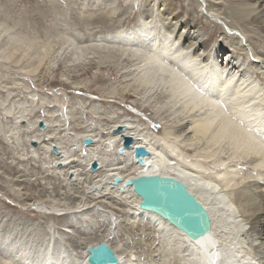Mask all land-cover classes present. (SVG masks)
I'll return each mask as SVG.
<instances>
[{
	"label": "rangeland",
	"instance_id": "rangeland-1",
	"mask_svg": "<svg viewBox=\"0 0 264 264\" xmlns=\"http://www.w3.org/2000/svg\"><path fill=\"white\" fill-rule=\"evenodd\" d=\"M165 2L171 4L173 8L175 7L177 12L183 13V19L188 18L187 10L193 9L204 24L214 25L217 33L208 41L212 50L209 62H213L215 59L213 53L218 45L232 47L235 54L239 49L243 50V44L248 46L244 38L246 39L249 33L245 32L244 35L240 28L231 24L232 22L227 16L231 11L236 14L239 12L238 9L233 8V6L239 5V2L233 4L234 0H0V23L4 21L1 24L5 23L4 28H8L9 35L10 33L15 36L22 35L26 41H30L34 45V48H37L35 50H39L46 43H49L50 46V54L48 53V56L39 65L34 63V56L30 54L23 58L21 52H14L11 62L0 58V255L7 252L11 260L12 257H15L13 259L16 260L23 256L27 258L24 260H30L29 263H31L36 259L40 261L50 251L55 260L65 257L64 259L69 264H76L82 249L78 246L83 241L89 242L96 239L102 233V235L109 236L110 242L115 244L120 251H127L128 258L136 256V260L142 264L150 262L154 264L159 258H155V256H157L160 246L161 249L164 246L165 249L168 248L165 252L172 250L166 239L164 243L160 239L163 245L159 243L156 247V242L153 244L154 235L145 222L139 224L136 220L125 221L126 218L121 215L122 212L118 211L121 210V207L115 205V201L109 197L110 194L104 198L97 195L98 197L96 196L95 199L94 194L90 195L88 190L85 191L84 187L85 185L89 186L91 178L83 174L81 167L70 170V173L73 174L68 173L70 181H72L70 183L67 180L69 177L65 174L68 171L66 168L55 169L49 166L52 158L50 155L53 152L46 149L47 143L42 139V136H47L51 125L53 128L51 127L50 133L56 136L58 143H66L64 145L61 143L60 147H72H70L71 150L68 147V150L60 148L57 150V154L63 158L69 152H76L77 148L76 144L70 141L72 139L68 137L71 134L78 136V133L72 131L70 127L69 129L64 127L68 123L83 130L93 131V136L96 135L100 141H106L111 137L112 133L108 134L109 129L112 124L116 123V120L118 122L123 120H128L129 123L135 122L134 125L139 124L142 128L144 124L146 128H149L146 131L150 135H155L154 137H158L159 133L151 130L153 124L161 123L170 127L172 124L177 126L181 122H191L192 116L185 114L182 106H177L173 98L159 99L158 92H156L160 91L157 90L158 88L148 92L138 86L142 72L137 68V61L141 58L137 60V56L135 58L126 54L122 56V53L116 50L112 51L114 55L110 58L103 54L107 50L103 52L100 49L101 52L95 55L90 52L89 55L87 52L79 66L74 62L73 53L76 52L74 49L80 45L94 39L97 40L95 44L100 45L99 37L110 35L120 28H131L138 22L146 21L142 14L146 4L150 7L153 3L151 5L153 34L158 36L163 33L159 39L165 38L170 30L169 24L167 21L163 22L158 11L163 7L162 3ZM198 5L208 14L202 12ZM225 11L227 14H224ZM211 14H215L217 19H213ZM140 17L143 20H140ZM196 28L204 38H209V32L205 30L203 24H198ZM257 33L254 28L253 34L257 35ZM4 38L5 36L0 34V55H8L10 51ZM231 38L235 42L241 39L243 43L236 45L231 42ZM109 42L102 41L103 44ZM92 63H95L96 66H92ZM215 66L218 67L216 63ZM250 69L251 66L247 67L248 71ZM250 76L253 77L249 79V82L254 81L258 85L264 83L263 74H256V71L251 70ZM235 78L237 79V76ZM98 79H101V83ZM243 80L246 81L245 85L249 83L246 77ZM8 81H12V84H8ZM5 87L9 89L8 93L3 92ZM79 87H87L86 89H92L97 93L93 95L75 90ZM121 91L122 93H137L135 95L138 96V100L137 98H128L126 103L118 100L111 102L110 98L100 97L101 95L110 97L113 93L121 94ZM101 98L104 101H101ZM134 100L138 102L141 100L139 103L142 107H135ZM7 105H11L10 110L13 112L22 109L28 113V118L23 121L26 124L25 129H19L18 126L12 128V131L19 135V143H16V135L7 136L4 132L8 120L5 118L2 108ZM38 111L40 114L35 115ZM151 118H156V121H152ZM41 123L45 127L40 128ZM30 132H34L33 135H30ZM36 136H41L40 141L32 146L28 141L35 139ZM89 139L92 140L91 137ZM176 143L178 146L186 144ZM200 143L197 144L200 147L194 146L197 149V153H194L199 157L206 150L205 141H200ZM115 152L113 151L110 160L119 157ZM21 155L26 156L27 159L20 160ZM227 155H220V158L229 159L230 155ZM206 164L208 168L210 165ZM236 168H233L232 171H235L236 174L239 173L238 170L240 171L239 177L236 176L239 178L237 180L251 177L252 174L248 171L251 168L250 165L238 167V170ZM92 197L95 199L94 201H92ZM78 202L86 204V206H82L84 208L89 207L85 215H78V218L80 220L82 218V221L85 222L84 224L79 221L77 215H73L75 222L71 227H67L63 221L57 220L55 217H46L53 213L49 209L50 204L54 207L63 206L68 209ZM35 208H39V210H35ZM61 213L65 212L62 210ZM221 231L223 232V230ZM225 231L228 232V230ZM222 232L219 235H223ZM68 237L75 242L69 241ZM240 238L239 241H241ZM19 250L24 251L22 255L15 253ZM68 252L72 253L74 257H72L73 255L67 256V260L65 255H68ZM174 260L173 257L167 258V264H175Z\"/></svg>",
	"mask_w": 264,
	"mask_h": 264
},
{
	"label": "bare ground",
	"instance_id": "bare-ground-1",
	"mask_svg": "<svg viewBox=\"0 0 264 264\" xmlns=\"http://www.w3.org/2000/svg\"><path fill=\"white\" fill-rule=\"evenodd\" d=\"M234 1L235 2L233 4L238 2L240 4L242 2V0ZM151 5H153V3ZM151 5L148 7V4H146V7H144V12L142 13L144 15L143 18L146 21L138 22L131 28H120L113 31L112 33L110 32V35L99 37L100 39H98V41H100V45L95 44L97 40L95 41L94 39L89 43L75 48L74 50L76 52L73 53L74 62L79 66L81 59H84L87 52L88 54L90 52V54L93 53L95 55L96 53L98 54V52H101L99 51L100 49L103 50V52L107 50L103 54L110 58L112 55H114L112 54L113 50L119 51L122 53V56L125 54L129 57L132 56V58L137 56V60L141 58L139 61H137V68L138 70L141 69L142 72L140 84L138 86H141L143 90L150 92L157 88V90H160L159 85L162 82L172 90L173 94L177 95V98L181 90L185 88V83L182 80L183 74L180 73L177 65H195L197 62H199L200 67L195 69L194 74L196 78L200 80L201 83H203L205 88L209 89L210 92H218L221 95L225 94L226 92H231V96L238 109L251 111L257 117V119H259L260 116L264 114V83L258 85L257 83H254V81L249 82V79L253 77L250 76L251 70L256 71V74L261 73L264 75V72H262V69H264V16H260L258 13L255 18L249 19L242 14V10L238 6H233V8L238 9L239 12L236 14L234 11H231L227 16L231 20V24H234L237 28H240L244 35L245 32L249 33L248 36H246V39L244 38L245 43H247L249 47L246 46V44H243V50L239 49L238 52H236V57L232 47H229L228 45L227 47L225 45H218L213 53L215 59H213V62H209L212 50L208 41L213 35L217 33L214 25L211 26L204 24L201 21L202 19L199 18L196 13H194L193 9L187 10L186 13L188 14V18L183 19V13L181 14L180 12H177L175 7L173 8L171 4H167L165 2L164 4L162 3L163 7L160 6L161 8L158 11L160 12L159 16L163 22H168L170 30L167 33V36L160 40L159 37L163 33L158 36L153 34V15L151 14ZM198 6L201 9V6ZM226 13L227 12L225 11L224 14ZM140 20L143 19L140 17ZM1 23L0 34L5 36L4 39L6 45L10 49L8 55H0L1 59L4 61H9L8 58L11 57L12 59L14 52H21L23 58L30 56V54L34 56V63L39 65V63L48 56L50 51L49 43L42 45L43 47H41L39 50H35L37 48H34V45L30 41H26L22 35H20L22 37L17 35L15 36L11 35L10 32L9 35L7 30L8 28H4L5 23ZM198 24H203L205 30L209 32V38H204L202 36V33L196 28ZM254 28L256 29V32H258L257 35L253 34ZM173 36L174 39L172 40ZM102 41L110 42L108 44H103ZM231 42L236 45L243 43L241 39H238L237 42H235L232 38ZM177 49H179V51H177ZM249 55L251 56L249 57ZM253 57H256V59L254 60ZM31 60L33 61V58ZM215 63L218 65V67L215 66ZM91 65L96 66L95 63H92ZM250 66L251 69L248 71L247 67ZM248 72L249 75H247ZM30 73H32V71ZM155 73H160V77L157 78ZM114 75L116 76V74ZM235 76H237V79ZM244 77H246L247 82H249L246 85V81L243 80ZM98 80L99 83H101V79ZM225 85H228V87L225 88ZM86 88L87 87H79L74 89L81 92L85 91L93 95L97 93V91ZM156 92H158L160 97L159 99L169 97L173 98L169 94H162L160 91ZM121 94L113 93V95L110 97L104 95H101L100 97L110 98L112 99L111 102L118 100L124 103H126V99L128 98L136 99L138 97H136L137 93H122L121 91ZM101 101H104V99ZM134 101L135 102L132 103L135 107L141 106L139 103L141 100L139 102L136 100ZM181 106L180 107L182 108L183 112H185V114H190L189 111L185 110L183 105ZM37 114H40L39 111L35 113V115ZM151 119L153 121L156 118ZM133 123L135 124V122L129 123L128 120L119 122L116 120V123H111L112 127L110 126L111 128L109 129L108 133H112L110 135L111 137L106 141L102 140L103 142L97 139L96 135L93 136V131L83 130L77 126H73L74 124L72 125L70 123H68V125L66 124L67 126L63 125L64 127H67V129L70 127L72 131L78 133V136L73 134L69 135V137L67 136L69 139H72L70 141L75 143L78 149H75L76 152L67 153L66 156H63V158H61L57 153H52L50 155L52 158L49 166L54 167L55 169L66 168L68 171H66L65 174L68 177V173L71 172L70 170L74 169L75 167H81L80 169H82L83 174L88 178H91L89 186L85 185L84 187L85 191L88 190L90 195L94 194L93 197H95V199L97 195H101V197L104 198L107 194H110L109 197L115 201V205H119L121 207V210H118L117 207L116 210L122 212L121 215L126 218L125 221L136 220L139 224L142 222L146 223V225L151 229V233L154 235V240L152 241L153 244L156 242V247L159 243H161L160 239L163 240V243L167 240V244L171 246L172 250L169 249L170 251L165 252V250L168 248L165 249L164 246L161 249L160 246L158 249V254L155 256V258H159L156 259L154 264H167V258L171 257L175 259V264H220V260L215 255V253L220 251L221 246H227L228 244H231L233 248L237 246L236 244H232V238L236 235L234 229L228 231L227 235H219L220 232H222L221 230H223L222 233H224V230H228V223H237V218L234 214L229 212L227 205L232 204L234 207H239L240 204L243 203L244 217L241 218L239 222L245 225V228L250 232V235L239 234L241 241L238 240L237 243L240 246L241 251H243L245 247L248 249V251L241 258V264H249V261H251L252 264H264V174H262L261 169L256 167L257 164L264 162V153L258 152L256 157L250 158L243 152L233 151L229 156V159H224L225 157L221 159L220 155L217 154L216 147L207 144V137L203 134L204 130L202 127L199 129L197 128V124L199 122L195 119H192L191 122H181L177 126L172 124L173 126L170 125V127L160 123V130L151 127L153 132L158 131V137H154L155 135H150L148 131H146L148 127L146 128L144 124L142 128L141 125H134ZM41 125L45 127L44 124L41 123ZM51 127L52 126L50 125L49 131L46 134L47 136H42L43 141L47 143L46 149L51 151L53 148L56 150L59 148L61 150H71V146H67L68 149L66 146L60 147L62 144L64 145L66 143H58L56 136H53L52 133H50V131H52ZM33 133L34 132H30L29 134L33 135ZM90 137L92 138V140L90 139L92 144L85 146L83 144V140L89 139ZM40 138L41 136H36L35 139L29 140L28 142L33 146V144L35 145L38 143V141H40ZM125 138L131 139L132 146L130 148L123 146V139ZM98 140L99 142L96 143ZM109 141H111V143H109ZM200 141H205L207 147L205 146L206 150L203 152V155L201 153L202 156L200 155L199 157L197 156L198 154H195L197 153V149H195L194 146L200 143ZM176 142H182L186 144L178 146V143ZM200 145L202 144L200 143ZM141 146L147 149L149 152V155L143 159L144 166H140L133 157V149L135 147ZM198 146L199 145H197V147ZM112 150L116 151L115 154L118 153L119 157L110 160L113 154ZM121 151L123 152V155L119 153ZM157 153H159V155H157ZM187 153L191 154L189 155ZM199 158H202L203 160ZM253 159H255V163L252 162ZM58 161L59 163H57ZM206 163L210 165L208 168L206 167ZM92 164H96V167L98 166L95 171L91 170ZM246 165L251 166L250 170H248L250 174H252L251 177L249 176L245 179L242 177L243 179L237 180L239 178H236V176H238L240 173L237 168H241ZM235 167H237L236 169L239 172L238 174L234 173L235 171H232V169H235ZM207 169L212 170V175L223 176L227 180L228 184L236 186L232 189H228V196H215L214 194L209 193L206 189H202L199 186L200 180L204 178L201 173L208 171ZM152 174L170 176L177 179L182 178V181H186L189 191L195 194L197 199L209 213L210 219L212 221V230L208 236L192 242L188 240L181 232L169 226L158 216L152 213L142 212L138 209L140 198H138L132 192L131 188H124L123 184L126 180L134 179L140 175ZM70 175L73 174L70 173ZM115 177H120L123 183L120 182L119 184L115 185L113 183V179ZM67 180L70 181V177L67 178ZM71 182L72 181H70V183ZM96 184H99L100 187H93V185ZM224 187L227 189L228 185L225 184ZM241 189H246V191L243 193L242 200L238 199L236 195L241 191ZM95 199L93 198L92 201ZM50 205L51 206L49 209L53 212L52 214H56H51L46 217H55V219L63 221L67 227L73 226L75 222L73 220V215H77V218L78 215L83 216L87 213L89 208L82 207L84 205L86 206V204H83L82 202H78L68 209H65L63 206L54 207L52 204ZM64 209L68 211H65ZM35 210H39V208H35ZM62 210L65 213L62 214ZM79 221H81L83 224L85 223L82 221V218L81 220L79 219ZM226 221L228 223H226ZM42 234L44 235V233ZM102 234L92 241H83V243L80 245L77 243L79 245L78 247H82V249L80 248L81 251L79 253V259L77 260L76 264H87V248L94 247L102 242L110 246L112 251L119 259V264H134L131 257H127L129 254L127 251H120V249H118L115 244L110 242L111 238L109 236ZM253 237L255 240H253ZM256 240H260L262 243L257 244L255 242ZM69 241L75 242L71 238H69ZM66 251L67 250H65V252ZM22 252L24 251L19 250L15 253H20V255H22ZM153 252L156 253V251ZM171 253L173 254L172 256L170 255ZM13 255L16 256L17 254ZM72 255V253L68 252V255L65 256L71 257ZM237 255L239 256L240 253H237ZM72 257H74V255ZM13 258L15 257H12L10 264H23L22 262L26 264H69L64 259L65 257H59V260H55L53 254L50 253V251L46 254V257L42 258L40 261L37 259H32L33 262L31 263H29L30 260L26 261V257V260H24L25 258L23 256H20V258H17L16 260ZM135 264L142 263L139 260H136ZM149 264L152 263L150 262Z\"/></svg>",
	"mask_w": 264,
	"mask_h": 264
},
{
	"label": "snow or ice",
	"instance_id": "snow-or-ice-1",
	"mask_svg": "<svg viewBox=\"0 0 264 264\" xmlns=\"http://www.w3.org/2000/svg\"><path fill=\"white\" fill-rule=\"evenodd\" d=\"M238 7L242 10V14L246 18H255L258 13L260 16H264V0H242ZM201 11L205 12V9L202 8ZM205 14L207 15L208 13L205 12ZM211 15L213 19H217L215 14ZM221 23H223L222 20ZM177 51H179V49H177ZM253 59L255 60L256 57H253ZM8 60L11 62V57H9ZM177 67L180 73L183 74L182 80L185 83V88L181 90L177 98V95L173 94L172 90L161 82L159 85L160 92L162 94L171 95L177 103V106L183 105L185 110L190 112L192 118L199 122L197 128H203V134L207 137V144L215 146L217 154L221 156L225 154L231 155L233 151H236L243 152L251 158L256 157L258 152L264 153V114L257 119L251 111L240 110L236 107L231 92H226L221 95L218 92H210L209 89L205 88L203 83H201L194 74L195 69L200 67L199 62L195 65L178 64ZM155 76L159 78L160 73H155ZM7 83L12 84V81H8ZM12 86L15 87V85ZM227 87L228 85H225V88ZM3 92L8 93L9 89L5 87ZM10 108L11 105L2 108L5 118L8 120V125L4 127V132L7 136L16 135V143H19V135L18 133H14L12 128L18 126L19 129H25L26 124L23 121L28 118V113L22 109L13 112ZM152 127L159 129L160 125L153 124ZM109 143H111V141H109ZM141 152H143V148L138 147L136 149V154L139 155ZM121 155H123L122 151ZM157 155H159V153H157ZM26 159V156H20V160ZM252 162L255 163V159H253ZM12 163H15V161H12ZM57 163H59V161ZM256 167L261 169L262 174H264V162L257 164ZM211 173V169L202 172L201 174L204 178L199 182V186L202 189H206L209 193L215 196H228V189L236 187L232 184H228L223 176H215ZM121 183H123V181H121ZM225 184L228 185L227 189L224 187ZM94 186L100 187L99 184ZM245 191L246 189H241V191L236 194L237 198L242 200ZM190 197L198 207L189 209L191 215L185 217V220H189L191 226L185 229L194 236L210 232L212 230L211 219L207 216V212L201 205L196 202L195 198L193 196ZM227 207L229 212L234 214L237 218L236 224H231L226 221V223H228V231L235 230L236 235L232 238V244H236L237 246L235 248H233L231 244L223 247L221 246L220 251L216 252L215 255L219 258L220 264H241V258L248 249L245 247L244 250L241 251L237 243L239 234L250 235L245 225L239 222L240 219L244 217L243 203H241L239 207H234L232 204H228ZM227 234L228 232L225 231L224 235ZM253 240H255L254 237ZM255 242L257 244L262 243L260 240H256ZM237 253H240V255L238 256ZM131 259L135 264L137 257L133 256ZM10 261L11 258L7 253L0 255V264H10ZM249 264H252V262L249 261Z\"/></svg>",
	"mask_w": 264,
	"mask_h": 264
},
{
	"label": "water",
	"instance_id": "water-1",
	"mask_svg": "<svg viewBox=\"0 0 264 264\" xmlns=\"http://www.w3.org/2000/svg\"><path fill=\"white\" fill-rule=\"evenodd\" d=\"M40 128H43V126L40 125ZM131 142V139L125 138L123 139V146L126 148L130 147ZM83 144L89 146L92 144V141L85 139L83 140ZM137 148L135 147L133 150V157L140 166H144L143 159L149 155V152L142 147L143 152L137 155ZM52 152L56 154L57 150L53 148ZM119 153L121 154V152ZM96 169V164H92L91 170L95 171ZM181 179L159 174L140 175L134 179L126 180L123 187L131 188L132 192L140 198L138 203V209L140 211L158 216L169 226L181 232L188 240L195 242L208 236L211 231L205 232L203 235L194 236L185 229L191 226V222L187 219L185 220V217L191 215L189 209L198 207L190 196L195 198L196 202L207 212L209 218L210 216L207 209L201 204L195 194L189 191L186 181H182ZM120 182V177L113 179L115 185ZM86 252L87 264H119V259L115 253L104 242L94 247H88Z\"/></svg>",
	"mask_w": 264,
	"mask_h": 264
}]
</instances>
